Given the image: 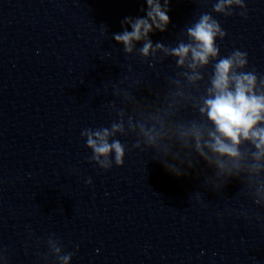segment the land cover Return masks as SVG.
Instances as JSON below:
<instances>
[{
	"label": "clouds",
	"instance_id": "1",
	"mask_svg": "<svg viewBox=\"0 0 264 264\" xmlns=\"http://www.w3.org/2000/svg\"><path fill=\"white\" fill-rule=\"evenodd\" d=\"M169 3L170 0H164L163 5L160 0H146V16L126 17L123 23L130 25L131 31L125 28L123 32L114 34V40L123 44L127 53L133 51L134 42L144 40L140 53L145 57L161 50L168 55L178 57L177 63L183 66L190 53L189 68L194 70L199 66L208 65L210 58H216L220 52L217 36L221 38L225 36L218 21L209 14L201 15L199 21L188 29V35L195 42L194 44L181 43L176 48L166 49L158 43L153 47L151 40L148 39L149 33L154 30L160 32L166 30L170 23ZM233 3L243 7L241 0H219L214 5V9L223 12L225 5L231 6ZM247 64V53L240 50H234L229 56L218 59L214 65L211 87L207 90L208 96L203 99V106L199 109L200 113L206 114L214 125V130H207V138H205V129L196 124L184 127L180 131V138L185 143L189 139L194 141L195 151L211 163L208 153L205 152V149H208L216 157L215 163L220 172L229 176L238 174L244 167L242 162L246 153L241 152V145L245 142L255 149L251 152L252 163L247 165L248 170L257 175L264 170V126H262L264 125V79H260L258 85L257 74L251 71H238L244 69ZM188 79L194 82L201 79V76L193 72ZM140 128L146 141L150 145H155L160 137L159 131L155 127L146 128L143 124ZM122 131V124H113L111 130L86 129L81 132V136L86 137V146L93 152L91 160L106 171L111 169L113 162L117 166H122L124 163L125 148L122 143L118 140L109 142L110 136ZM87 183L91 184V180L89 179ZM259 191L264 198V181L260 182ZM55 251L59 253L60 249L55 247ZM71 255L70 253L60 257L63 264H67Z\"/></svg>",
	"mask_w": 264,
	"mask_h": 264
}]
</instances>
